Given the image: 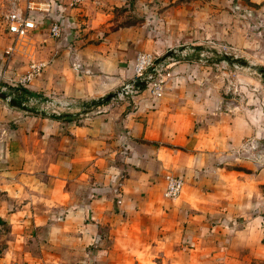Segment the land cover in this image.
<instances>
[{
    "label": "crops",
    "instance_id": "crops-1",
    "mask_svg": "<svg viewBox=\"0 0 264 264\" xmlns=\"http://www.w3.org/2000/svg\"><path fill=\"white\" fill-rule=\"evenodd\" d=\"M12 1L38 26L10 41L0 0V264H264V90L231 101L182 59L161 97L107 98L139 50L223 39L264 56V0ZM32 59L47 64L19 85Z\"/></svg>",
    "mask_w": 264,
    "mask_h": 264
},
{
    "label": "built area",
    "instance_id": "built-area-1",
    "mask_svg": "<svg viewBox=\"0 0 264 264\" xmlns=\"http://www.w3.org/2000/svg\"><path fill=\"white\" fill-rule=\"evenodd\" d=\"M85 0H69L71 6H78ZM11 5L5 13L7 29L16 37H25L30 32L37 28L38 23L29 18L15 3L11 0ZM31 4H27V9L31 8ZM50 34L53 37H58L61 33V24L55 19L49 24ZM12 48L6 50L9 53ZM171 54L163 58H156L150 51L139 50L133 61V75L130 79L123 82L120 88L116 91L115 99H125L128 96L137 94L143 88H149L152 97H161L168 81L173 77L174 72L172 67L180 59L187 57L193 50L191 46L180 47L174 46L171 49ZM45 60L32 59L28 64V68L24 73L17 76L19 85H26L42 69L46 66ZM0 90H7L6 86L0 85ZM29 107H35L40 110H49L55 114H61L63 111L70 108V102L65 99L57 98H42L38 96H29L26 100ZM165 186L163 194L166 197L176 198L182 191L184 180L180 175L168 173L164 177Z\"/></svg>",
    "mask_w": 264,
    "mask_h": 264
},
{
    "label": "rangeland",
    "instance_id": "rangeland-1",
    "mask_svg": "<svg viewBox=\"0 0 264 264\" xmlns=\"http://www.w3.org/2000/svg\"><path fill=\"white\" fill-rule=\"evenodd\" d=\"M192 1V0H169L170 2ZM119 13H123L121 10ZM3 16V14H2ZM255 30V29H254ZM8 37L15 41L13 34ZM193 48L189 56L180 57L195 62L207 68L205 73H200L199 79L207 83H217L220 91L229 99L240 104H261V92L264 90V75L257 69L264 66V56L259 55L257 50L240 49L226 40L212 41L202 45H184ZM182 46V47H184ZM181 47V46H180ZM32 49H18L12 56L24 55V51ZM256 51V52H255ZM11 55V54H10ZM187 62V63H189ZM64 112V111H63Z\"/></svg>",
    "mask_w": 264,
    "mask_h": 264
},
{
    "label": "water",
    "instance_id": "water-1",
    "mask_svg": "<svg viewBox=\"0 0 264 264\" xmlns=\"http://www.w3.org/2000/svg\"><path fill=\"white\" fill-rule=\"evenodd\" d=\"M171 54V50L167 51V53L163 56L165 57L166 55ZM257 69L264 75V66H258ZM116 92H111L108 94L107 98L115 96Z\"/></svg>",
    "mask_w": 264,
    "mask_h": 264
}]
</instances>
